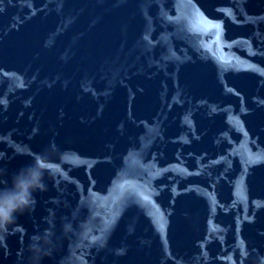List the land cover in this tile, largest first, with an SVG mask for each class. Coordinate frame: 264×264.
Masks as SVG:
<instances>
[{"label": "water", "instance_id": "obj_1", "mask_svg": "<svg viewBox=\"0 0 264 264\" xmlns=\"http://www.w3.org/2000/svg\"><path fill=\"white\" fill-rule=\"evenodd\" d=\"M37 157L0 264H264V0H0V188Z\"/></svg>", "mask_w": 264, "mask_h": 264}, {"label": "clouds", "instance_id": "obj_2", "mask_svg": "<svg viewBox=\"0 0 264 264\" xmlns=\"http://www.w3.org/2000/svg\"><path fill=\"white\" fill-rule=\"evenodd\" d=\"M44 170L45 165L37 157L32 165L20 169L12 177L10 186L0 188V231L6 230L15 221L17 213L34 203V190L44 187ZM34 250L39 251V247L34 245Z\"/></svg>", "mask_w": 264, "mask_h": 264}]
</instances>
